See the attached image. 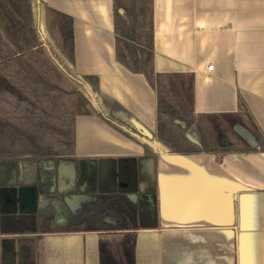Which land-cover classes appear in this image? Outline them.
I'll list each match as a JSON object with an SVG mask.
<instances>
[{
  "label": "crops",
  "instance_id": "1",
  "mask_svg": "<svg viewBox=\"0 0 264 264\" xmlns=\"http://www.w3.org/2000/svg\"><path fill=\"white\" fill-rule=\"evenodd\" d=\"M32 1L70 19L75 72L114 108L111 123L88 104L75 117L73 159L96 169L99 160H118L116 193L126 191L123 184L137 195L145 194L129 184L131 160L150 159L155 219L148 201L137 204L146 202L143 210L156 226L137 232L135 264H264V0H124L150 9L148 48L136 46L151 54L140 60L146 71L139 72L117 59L115 0ZM158 91L172 103L191 100L194 122L185 137L206 152L158 150L167 126L175 129L158 120ZM72 172L59 171L50 196L69 200ZM83 190L78 185L74 195H90ZM37 204L42 210L48 198ZM32 222L0 216V264H37ZM104 238L121 237L45 235L42 264H100Z\"/></svg>",
  "mask_w": 264,
  "mask_h": 264
},
{
  "label": "trees",
  "instance_id": "2",
  "mask_svg": "<svg viewBox=\"0 0 264 264\" xmlns=\"http://www.w3.org/2000/svg\"><path fill=\"white\" fill-rule=\"evenodd\" d=\"M12 13L18 17L25 15L24 24L8 33L3 22L9 24ZM114 19L115 30L120 36L117 59L134 72L146 71L140 60L149 59L151 53L141 52L136 45L143 47L145 44V50L149 45L148 5L140 10L127 1L115 0ZM16 36L19 41L15 40ZM46 88L56 93L58 100L66 99L71 113L66 109L56 110L44 96ZM78 92L98 115L111 123L114 108L104 103L95 88H89L86 79L75 72L70 19L32 0H0V216L18 215L33 221V231L38 234L37 264H42V237L61 233L118 235L120 239L99 241L100 264H135L136 234L140 230L154 229L156 221L143 210L146 202L139 201L135 205L127 200L125 196L133 192L132 187L126 188L124 193H116L118 160H99L96 169L83 166L90 161L73 159L74 119L87 112L76 99ZM181 101L172 103L158 91V120L178 130L183 139L178 145L186 147V152L204 153L202 147L185 137L194 117L191 100L184 98L183 104ZM158 150L165 152L162 148ZM149 160L148 157L131 160L133 164L127 173L130 186L137 191L142 186L144 194L156 207L157 186L154 173L148 168ZM65 166L77 173L75 182L84 185L83 192L90 194L74 212L64 208L62 197L50 196L60 181L58 173ZM23 187L33 188L39 195L46 196L47 206L39 211L35 207L22 209L18 189ZM75 192L76 184L65 193ZM58 211L65 216L60 224H57ZM106 219L114 224L107 223Z\"/></svg>",
  "mask_w": 264,
  "mask_h": 264
},
{
  "label": "water",
  "instance_id": "3",
  "mask_svg": "<svg viewBox=\"0 0 264 264\" xmlns=\"http://www.w3.org/2000/svg\"><path fill=\"white\" fill-rule=\"evenodd\" d=\"M73 174H70V176H68L69 180H68V189L71 188L72 186H74L76 184V188L78 186V184L75 182L76 180V173L74 174V172H72ZM59 177H61V173H58ZM121 188H122V191H125L126 187L125 185L123 184H120L119 185ZM81 190V189H80ZM83 194L84 192L81 191ZM75 194V193H74ZM70 195L69 197V200L64 197L63 198V201L64 203L67 205V207L72 210H76L80 204L86 200L89 199V195L88 196H76V195ZM39 194L33 189V188H30V187H23V188H19L18 189V201L19 203H21V205L23 207V209H27V208H30V207H37V203L39 201H41V197L42 196H38ZM127 198V200H129L131 203L137 205V201L140 199H145L146 201L149 202L147 208L149 210V212L151 213V217L152 219L154 220L155 219V209H154V206H153V203H151L149 197L147 195H137V194H133V193H128L126 194L125 196ZM77 200H83L80 204H78ZM80 202V201H79ZM73 210V212H74ZM107 223H111V224H114V222H111L109 221L108 219L105 220Z\"/></svg>",
  "mask_w": 264,
  "mask_h": 264
},
{
  "label": "rangeland",
  "instance_id": "4",
  "mask_svg": "<svg viewBox=\"0 0 264 264\" xmlns=\"http://www.w3.org/2000/svg\"><path fill=\"white\" fill-rule=\"evenodd\" d=\"M24 16L25 15H21L20 17H18L17 15L12 13V15L10 16L11 21H9V24H6L5 22H3L4 23L3 28L5 29V31L9 33V32H13L14 30L19 29L21 23H23ZM12 38H14V37H12ZM15 40L19 41V38L16 36ZM66 85H68V84H66ZM87 85H88L89 88H90V86H91V88H94L92 86V84L90 82H88V81H87ZM44 91L46 92V95H44V96H46L48 101L55 106L56 110L64 111V109H66V110H68L71 113V110H70L69 106H67V104H66V99L65 100H61V99L58 100V97H56L58 95L56 93L50 92L47 88L44 89ZM91 91H92V89H91ZM76 99L78 100L79 105H83L84 107H86L87 104L90 105L88 103L87 99L83 96V94H81V92L77 93ZM167 129L169 131L166 134V138L167 139H163L162 138L163 133H164L162 130H160L159 133H158L160 139L161 140L163 139L162 142L160 143V145H161L160 148H162L163 150H170V149H172V150L173 149L174 150H178L179 149L180 150L182 148L181 145H178L176 143V138L177 137L179 138V136H180L178 130L175 128L176 130L174 129L175 130L174 131L172 128H170L168 126H167ZM41 203H40V205H41ZM77 203L80 204L79 201ZM40 208H41V206H40Z\"/></svg>",
  "mask_w": 264,
  "mask_h": 264
},
{
  "label": "flooded vegetation",
  "instance_id": "5",
  "mask_svg": "<svg viewBox=\"0 0 264 264\" xmlns=\"http://www.w3.org/2000/svg\"><path fill=\"white\" fill-rule=\"evenodd\" d=\"M68 180L69 179H66V181H68ZM59 213H60V216H59L58 221L60 220L62 222L65 216H64V214L62 212H59Z\"/></svg>",
  "mask_w": 264,
  "mask_h": 264
},
{
  "label": "built area",
  "instance_id": "6",
  "mask_svg": "<svg viewBox=\"0 0 264 264\" xmlns=\"http://www.w3.org/2000/svg\"><path fill=\"white\" fill-rule=\"evenodd\" d=\"M211 69H212V66H209V67H208V70H211Z\"/></svg>",
  "mask_w": 264,
  "mask_h": 264
}]
</instances>
